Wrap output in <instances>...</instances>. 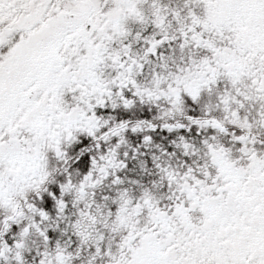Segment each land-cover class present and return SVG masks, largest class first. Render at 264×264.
I'll list each match as a JSON object with an SVG mask.
<instances>
[{"label":"snow or ice","instance_id":"obj_1","mask_svg":"<svg viewBox=\"0 0 264 264\" xmlns=\"http://www.w3.org/2000/svg\"><path fill=\"white\" fill-rule=\"evenodd\" d=\"M0 264H264V0H0Z\"/></svg>","mask_w":264,"mask_h":264}]
</instances>
